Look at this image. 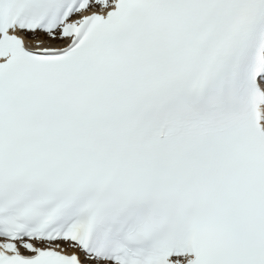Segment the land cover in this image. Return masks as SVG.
Segmentation results:
<instances>
[{
	"label": "snow or ice",
	"instance_id": "obj_1",
	"mask_svg": "<svg viewBox=\"0 0 264 264\" xmlns=\"http://www.w3.org/2000/svg\"><path fill=\"white\" fill-rule=\"evenodd\" d=\"M0 264H264V0H0Z\"/></svg>",
	"mask_w": 264,
	"mask_h": 264
}]
</instances>
